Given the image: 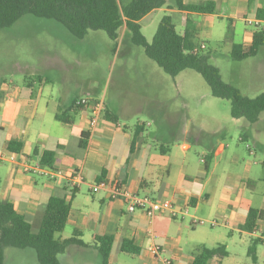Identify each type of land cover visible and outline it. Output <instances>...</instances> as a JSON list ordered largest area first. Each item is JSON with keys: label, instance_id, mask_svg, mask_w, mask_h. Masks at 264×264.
Wrapping results in <instances>:
<instances>
[{"label": "rangeland", "instance_id": "1", "mask_svg": "<svg viewBox=\"0 0 264 264\" xmlns=\"http://www.w3.org/2000/svg\"><path fill=\"white\" fill-rule=\"evenodd\" d=\"M171 3L172 0H169ZM165 15H170L166 6L140 21L141 32L149 44ZM203 20L204 24L207 20L212 22L213 27L210 32H199L196 42L207 44L205 52H217L210 63L219 69L222 80L248 98L263 94L264 80L257 69L264 66V49H259L256 57L234 61L229 56L231 44L219 47L220 42L230 34L231 43H242L244 30L252 31V28L234 21L228 35L227 19L194 18L195 22ZM184 29L183 26H176L178 33ZM123 34L124 28L120 31L119 40L112 41L103 31H89L83 40H78L53 20L25 16L10 28L0 30V82L4 80L24 86L35 75L45 76L49 81L45 95L60 103L61 114L64 112L63 105L72 99L104 98L111 102L133 99L136 97L135 86L139 81L144 82L148 84L147 93L154 98L151 103L139 106L141 112H123L120 118L122 125H127L134 132L144 124V140L147 143L168 147L179 143V136L176 137L169 129H158L154 117L162 119L164 113L182 114V127L190 132L189 137L193 140L186 160L196 173H205L202 159L223 146V152L214 156L209 163L207 175L196 181L197 187L205 185L207 189L216 188L211 194L212 209L204 206L195 213L193 208H189L190 214L197 220L208 221L216 210L227 212L224 205H232L234 195L238 196L240 191L249 207L264 210V112L255 124H249L244 119H233L230 103L213 97L199 73L185 70L176 77L167 75L145 55L143 48L133 45L129 36L126 39ZM89 116V113L76 114L74 118L80 123L87 121ZM101 122L113 125L103 118ZM195 131H198L196 137ZM77 196L79 200L74 204V209L84 211L83 205L92 204L86 186ZM101 197V194L96 195V206ZM86 211H92V218L98 217L97 210L87 208ZM177 224L178 229L171 233L168 246H174V252L186 260L192 261L198 246L213 248L217 244H225L229 256L222 260V264H253L245 243V240L249 241L248 238L241 241L238 235L230 238V230L222 226L211 227L208 223L191 225L189 218ZM73 228V223L68 222L56 238H70ZM98 230L99 227L83 229V241L92 244V237ZM71 252L72 264H101L96 252L84 253V250L76 247L60 255L61 261ZM164 256L170 258L171 254L165 252ZM257 258V264H264L263 245H258ZM7 264L26 263L9 261ZM110 264H153V259L116 252L114 248Z\"/></svg>", "mask_w": 264, "mask_h": 264}, {"label": "crops", "instance_id": "2", "mask_svg": "<svg viewBox=\"0 0 264 264\" xmlns=\"http://www.w3.org/2000/svg\"><path fill=\"white\" fill-rule=\"evenodd\" d=\"M201 1L214 2L215 12L213 14H197L169 9L166 6L170 10L175 30L177 25L185 27L179 34L189 31L192 34V42L195 47L204 44L206 46L204 50H207V44L196 42V38H198L199 32L203 30L210 32L213 27L212 22L208 20L206 24H204V20L195 22L194 18L196 17L227 19L228 35L231 33L234 21L252 28V31L244 30L242 43H231V34L223 42H220L219 47L231 44L230 52L234 45H240L247 49L252 43L253 33L256 30H262L250 24L249 21L258 20L264 23V0H183V4L197 5ZM169 5L173 8V0ZM217 11L222 13H217ZM262 31L264 32V30ZM207 53L211 59L217 52L208 51ZM257 73L264 80V66L259 67ZM47 84L49 81L45 76L41 82H34L31 86L28 84L19 86L4 80L0 82V200L11 202L16 212L30 223L34 233L40 228L45 205L51 197L65 198L70 201L71 209L67 223L71 222L74 225L72 236L76 234L83 241V229L93 230L99 227V230L98 233H94L92 244L83 241L86 246L72 245L67 250L76 247L84 250V253H89V251L97 253L94 248V238L111 235L114 237V244L109 264L114 248L116 252H120L121 243L126 238L131 239L141 249L139 256L152 258L153 264H158V262L147 251L152 243L158 244L162 248L163 255L165 252H169L170 258L175 264H188V262L192 264V261L175 253L174 246H168V242L171 240V233L178 229V222L189 218L191 223V220L195 218L190 214L189 208H193L195 213L204 206L209 210L212 209L213 197L211 194L216 188L207 189L205 185L197 187L196 181L198 178H204L208 173L211 161H207V156L212 153L213 159L214 156L223 152V146H219L217 150L205 155L202 162L206 172L196 173L186 160V153L190 150L193 140L189 137L190 132L182 127V114L164 113L162 119L154 117L158 129H169L174 132L176 137L179 136L180 142L168 147L147 143L144 140V124L132 132V129L127 125L120 123L123 112H141L140 105L151 103L154 97L146 91L148 84L139 81L134 88L136 97L127 99L126 102L119 100L111 102L101 98L104 103L101 119L109 121L103 117V114L109 112L117 117V122L110 121L113 124L110 125L102 123L100 119L95 128L89 127L88 120L78 123L74 118L76 114L89 113L84 107L70 113L71 119L68 124L58 121L56 116L61 114L62 108L60 103L55 102V99L45 95V90L48 89L46 88ZM179 97L181 98L180 95ZM74 100L77 101V99H72L63 105V113L71 111ZM194 133L196 137L198 131ZM83 138L84 147L81 146ZM133 140L134 148L131 151ZM11 142L17 143V145L9 150L8 145ZM44 151H51L55 154L51 169L61 170L63 176L50 180L44 175L23 171L24 162L33 166L40 160ZM103 171L105 172L104 181L108 182L110 187L127 190L138 196H149L158 201L170 200L178 210H187V213L179 218L159 215L154 224L150 226L148 219L141 212L128 213L126 203L122 199L114 197L110 189L100 190L97 193L91 192L90 186L99 182L98 178ZM75 172L81 173L82 176V183L79 186H74L72 182ZM83 186H86V191L92 197L90 206L83 205L84 211L73 207L79 200L77 195ZM97 194H101L102 197L96 206L95 197ZM234 197L232 205L231 203L224 205L227 212L216 210L215 214L211 213L209 216L211 219L207 222L216 221L215 226L228 228L230 238H234L235 235H238L240 241L248 238L249 241L245 240L248 250L253 240L261 239L258 235H264V218L256 222L255 230L258 235L246 231L244 229L246 214L249 209L254 208L247 205L242 191ZM87 208L97 210L98 217L96 215L95 218H92V211H86ZM191 225L193 224L191 223ZM150 230H152V234ZM225 246L227 249V245ZM257 248L256 261H252L253 264L258 262ZM72 255L71 252L64 261H61L59 256L60 264H72ZM223 259L214 257L208 264H222ZM9 261L39 264L34 252L10 248L5 250L4 264Z\"/></svg>", "mask_w": 264, "mask_h": 264}, {"label": "trees", "instance_id": "3", "mask_svg": "<svg viewBox=\"0 0 264 264\" xmlns=\"http://www.w3.org/2000/svg\"><path fill=\"white\" fill-rule=\"evenodd\" d=\"M167 6L169 9L193 12L197 14H213L215 3L208 1L197 5H185L183 0H173V8L169 0H0V30L10 28L25 16L39 19L53 20L62 26L76 39L83 40L89 31H103L112 41L120 38V31L129 36L130 42L143 48L145 55L152 60L164 73L176 77L185 70L199 73L209 87L211 95L230 103V115L233 119H244L249 124L259 121L264 112V93L251 99L243 96L234 86L225 83L217 67L210 63V57L205 50L194 53L197 48L192 42V34L185 31L177 33L172 17L165 15L158 24L152 43H148L141 32L140 21L156 9ZM264 49V32L256 30L252 36V43L244 49L234 45L230 58L242 61L255 57L259 49ZM43 76L31 77L32 83L41 82ZM81 106L72 103L71 111L56 116L60 122L68 124L70 113ZM109 121L117 122V117L109 112L103 114ZM84 137V135H83ZM17 143H9L8 149ZM81 146H85L84 138ZM134 148V140L131 151ZM213 154L207 156L211 161ZM55 154L44 151L39 165L51 169ZM264 165V161H263ZM103 171L98 181H104ZM71 209L70 201L65 198L51 197L45 205L43 218L39 230L34 233L30 223L19 213L9 201L0 200V264H4L5 250H30L34 252L39 264H60L59 256L64 254L69 246H86L76 234L67 239L56 238L66 227ZM264 218V211L249 209L246 214L244 229L248 232L255 230L256 222ZM94 248L100 257L101 264H109L113 251L114 237L111 235L96 236ZM262 244L261 239L252 241L248 255L256 261V248ZM120 252L131 256H139L141 249L131 239H124ZM228 256L226 246L217 244L213 248L198 246L192 264H208L214 257Z\"/></svg>", "mask_w": 264, "mask_h": 264}, {"label": "built area", "instance_id": "4", "mask_svg": "<svg viewBox=\"0 0 264 264\" xmlns=\"http://www.w3.org/2000/svg\"><path fill=\"white\" fill-rule=\"evenodd\" d=\"M249 23L264 30V23L258 20L249 21ZM205 48L206 46L204 44H201L199 47L194 49V53L204 50ZM76 106L84 107L89 111V127L95 128L104 110L103 101L98 99L84 98L78 100L76 102ZM23 164V171L25 173L44 175L50 180H54L58 177L63 176V172L61 170L43 168L39 165V161L33 166L28 165L26 162H24ZM72 182L74 186H79V184L82 183L81 173H73ZM108 189L111 190V194L114 197L120 198L126 203V209L128 213H135L137 211L141 212L148 219L150 226L154 224L156 217L159 215H168L171 218H179L183 217L187 213V210H178V208L170 200L158 201L149 196H138L130 193L127 190H119L115 187H110L109 183L106 181H100L90 186V190L92 193H97L100 190ZM191 223L193 225H204L208 223L210 226H215L217 224L216 221L207 222L204 220H197L195 218L191 220ZM150 233H153L152 230H150ZM252 234L256 235L257 231H252ZM258 237L261 238L262 245L264 246L263 236L258 235ZM147 251L158 262V264H175V262L171 258L165 257L163 255L162 248L158 244L152 243L147 248Z\"/></svg>", "mask_w": 264, "mask_h": 264}]
</instances>
